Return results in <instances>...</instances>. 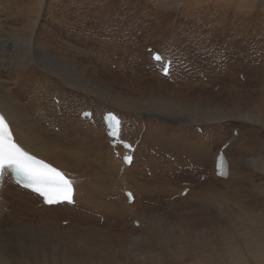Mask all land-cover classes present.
<instances>
[{"label":"bare ground","instance_id":"obj_1","mask_svg":"<svg viewBox=\"0 0 264 264\" xmlns=\"http://www.w3.org/2000/svg\"><path fill=\"white\" fill-rule=\"evenodd\" d=\"M65 1L0 0V109L8 119L10 134L21 145L51 162L73 180L76 202L74 205L68 203L45 205L40 196L15 185L9 176L3 175L0 181V264H104L101 259L92 256L94 253L89 255L90 253L84 249L71 251L75 245V241L71 238H75V232L79 234L82 233L81 230L87 229L84 226L92 220H100L97 221V225L101 229L116 219L118 221L112 223V226L118 231L117 245H128L124 243L130 242L133 247H121L122 257L117 254L114 261L111 259L107 264H174L173 261L178 259L182 260L180 264H264V202L260 211L246 209L238 214V218L243 222L257 225L250 228L247 224H241L245 228L242 231L238 230L252 233L251 239L256 238V243L250 242L248 246L243 243L241 246L238 244L241 240L232 236L229 245L227 243L226 246L218 245L208 257H198L192 262L183 261V257L177 255V252L174 253L172 247H169L172 232L168 230L165 222L163 223L164 219L158 213L164 209L160 199L168 192H171V200L167 205H176V202H189L194 199L198 203L210 195L228 196L225 190L222 192L221 187L229 188L236 179L246 182L250 176L246 168L254 169L255 172L260 171V176L263 177H260L259 185L264 189V113L258 112L257 106L247 107L248 101L243 103L238 101L237 107L227 111L216 105L202 106L201 102L207 97L203 93L208 87L207 83L200 79L201 73L207 74L205 75L207 78L221 82L222 89L226 91L224 93H228V96L234 91L238 96L240 95L239 90L235 89L237 84L231 79L233 75L225 73L226 69L221 75L209 68L212 75L208 67L196 64L192 78L196 79L197 85L193 91L186 75L190 70L185 63L181 69L184 87L179 85L181 81H177L181 78L178 75V64L181 61L178 63L177 43L183 44V42L170 34L181 26L185 28V21L176 18L178 14L208 26L209 23L213 25L217 21L213 10H221V2H225V5H233V9L235 7L238 14L239 11H244L252 15L259 6L264 9V0H151L159 12L172 18L169 24H165L164 19L158 16L160 30H153L148 37H145L146 49L150 46L154 47L172 60L170 68L172 83H168L159 72L151 77L148 73L137 71L134 62L125 64L123 60L120 61V69L124 65L121 71L107 68L110 65V54H103L100 50L94 51L83 45V42H87L83 33L84 40L75 43L76 37L81 34L76 30L77 28H74L73 20L69 19L70 11L67 12L64 7ZM96 1L88 4L92 5ZM81 5L78 9H82L85 3L82 2ZM132 5V0H123L121 4L128 7ZM173 8H177V11L180 9L178 14L177 11L175 13L170 11ZM15 13L24 15L23 25L18 16H14ZM161 22L166 26L161 27ZM232 22L234 23L233 18ZM20 43L27 46L26 54L19 53L17 46ZM260 47V50H264V46ZM130 55L134 58L138 57L137 52ZM148 56L155 70L156 63L151 59V53L144 55L143 58L148 59ZM248 62L238 63L237 67H242L246 71L243 76L247 78L246 84L250 85L253 78L257 74L260 76L261 72L259 73V70L252 74L254 68ZM118 73L122 74L121 79L124 80L122 88L110 85V78L112 81L119 79L116 78ZM142 79H145V82L156 80L155 85L150 86L147 83L150 91L148 90V94L146 91V95L143 96L139 95ZM104 81L108 84H104ZM238 85L243 87L245 84L239 81ZM127 89L134 92L131 93ZM55 97L59 99L58 103L55 102ZM194 99H196L195 105L187 107L188 101ZM100 104L108 106H103L101 110L98 108ZM84 109L94 111V123L81 118L80 114ZM108 109L119 114L123 120L122 135L137 146L130 166L125 165L121 157L115 156L114 149L109 145L110 138L103 123V114ZM242 117L246 119L247 126ZM226 120H235L245 124L246 127L239 129L240 131L238 130L234 135L235 125L231 122L226 123ZM197 126H201L203 131H197ZM207 130L209 134L211 133L210 136ZM253 132L257 135L249 136ZM232 136L233 141L225 150L230 168L220 177L215 174V159L219 149ZM256 146L257 153L248 156ZM182 150L191 158L189 161L193 162V165L187 166L193 168L192 170L181 167L184 164L181 163L178 152ZM237 151L241 153L236 155ZM169 158L171 160H168ZM159 163L165 165L162 167H165L167 175L172 174L176 169L183 170L177 172L179 175L186 173L192 178L200 172L201 174L197 181L189 179L188 184L176 188L187 178L157 180V175L163 172H160L163 168ZM242 165L245 169H242ZM141 166L148 169L139 168ZM143 169L147 170L146 175L142 173ZM148 170L153 173L148 175ZM202 176L206 177L203 183L199 181ZM250 180L252 182V179ZM218 184L221 186L219 187ZM242 184L240 186H244ZM186 185L191 189L183 198L182 192ZM128 189L134 193L133 203H128L125 196V191ZM203 192H206V197L201 195ZM173 196L177 198L173 199ZM211 198L212 201L213 198L215 199V197ZM204 210L206 211L207 208ZM219 210L229 213L231 218L235 215V211L226 208V205L221 206ZM101 217L105 218L103 227L100 226ZM231 218L228 223L235 230L234 226L238 228L236 226L238 224L232 226ZM136 220L139 221V225L135 223ZM63 221L68 223L62 225ZM37 223L50 228L47 230L32 228L23 234H11L16 228ZM214 229L217 240L222 235L225 236L223 233L226 230L221 221L218 226H214ZM68 236V242L64 245L62 241ZM163 246H167L168 252H165ZM223 247H225L224 253H222ZM173 254L177 256L172 257Z\"/></svg>","mask_w":264,"mask_h":264},{"label":"rangeland","instance_id":"obj_2","mask_svg":"<svg viewBox=\"0 0 264 264\" xmlns=\"http://www.w3.org/2000/svg\"><path fill=\"white\" fill-rule=\"evenodd\" d=\"M91 1H94V0H75V1L74 0H66L65 1L64 7L67 9V12L70 11L69 12L70 13L69 19L73 20L74 28L75 29L77 28L76 30H78V32L81 34L80 36L76 37L75 43L78 44V43L82 42L84 40L82 35L84 34L86 36L88 43L83 42V45H85V46L87 45L88 47H90L91 50H93V49H94V51L100 50L101 53H103V54L107 53V55H109V54L111 55L110 56V65L107 68L110 67L111 69L121 71V69H123L124 65L120 69V66H119L120 61L123 60V62L125 64L127 62H134L136 64V68L138 69L137 71H141L145 74L148 73L149 76L154 77L155 76L154 73H157V71H156L157 69L153 70V68L151 66V62L149 61L150 60L149 56H148V59L143 58L144 55H147L150 53L149 48L146 49L147 43H146L145 37H148L153 30L159 29L160 20H159L158 16L161 19H164L165 24H169V22H171L172 17L170 15H166L163 12H159L157 10V6L151 0H150L151 2L149 0H139V1H135V2H134V0H132L133 5L130 6L131 8L128 6H121V4H123V0H115V1L114 0H97L92 5L88 4V2H91ZM82 2L85 3V6L82 9H78L80 6H82L81 5ZM221 3H222V9L221 10H219V11L213 10L215 12L214 18L216 16L217 21L214 22L212 20L214 22L213 25H211V23H209L208 26L204 25L200 21L197 22L193 19H189L186 17L183 18L182 14H178L180 9H178V11H177V8H173L170 10L173 13H175L177 11L176 14H178V16H176V18L178 20L182 19L185 21V23H184L185 28H183L181 26L180 28L174 30L175 29V27H174V29H173L174 31L170 32V34L172 36H174V38H177L178 40L183 42V44L176 42L178 45V48H179V50L177 52L178 63L181 61L178 64V75L181 78V80L178 79L179 81H177V82L181 81L179 83V85L184 87V80H183L184 77L182 75L181 69L185 63L187 64L186 65L187 69L190 70V72H188L186 75L188 77L189 83L192 86L193 91L196 89L195 85H197L196 79L192 78L193 72L195 71V65L196 64H198V65L200 64L202 67H206V68L208 67L207 69L210 71V74H212L211 70H215L216 72H219L221 75H223L224 69H226L225 73H228L231 76L233 75L231 79H233V82L235 84H237L235 86V89L237 91L239 90L238 94H240V95L238 96L234 91V92H232L233 94L231 96H228V93H224L226 91L224 89H222L223 85L221 82H217V80H213L214 78L211 79L210 77H208L209 78V81H208V78L205 76L207 74L201 73L200 79L203 80L205 83H207L206 86L208 87V89L206 91H204V93H203V95L205 97L207 96L205 98L207 101L206 100L204 101V99H203V102H201V105L204 107H209L210 105H212V106L216 105L219 108L223 109L224 111H227L228 109L237 107L238 101L240 103L248 101L246 103L247 107L254 108L257 106L256 110L258 112L264 113V102H263V99H264V85H263L264 73H262V72H264V66L262 67V65L264 64V58H263L264 56H262V55H264V50H260L261 49L260 46H264V9H262L263 7L259 6L258 7L259 9H257L252 15H249L247 12L245 13L244 11H239L240 13L238 14V13H236L237 9L235 7L233 9V5H230V4L225 5V2H221ZM88 6H90V7H88ZM211 8L212 7H210V9ZM228 8H229V10H228ZM103 13H105V14H103ZM14 16H18L20 23L22 25L24 24L25 17L23 14L15 13ZM232 18L234 19V23L232 22ZM177 19H176V22L178 23ZM97 21H100V22H97ZM207 22H205V23H207ZM77 24H78V26H77ZM165 24L162 22L160 23L161 27H165L166 26ZM124 26H125V28H124ZM210 26L214 27L216 29L214 30V28H211ZM64 29H65V27H64ZM68 30H69V28H68ZM141 33H142V35H141ZM116 39H118V40H116ZM128 40H130V41H128ZM137 41H139V42H137ZM109 43H110V45H108ZM17 47L19 48L20 54H26L27 53V46L20 43ZM178 48H175V50ZM140 51H142V52H140ZM135 52L138 53V57H136V58H134L132 55H130L131 53H135ZM108 58H109V56H108ZM112 61H114L115 63H113ZM247 61H249L248 64H250V66H252L254 68L252 74H254L260 70L259 73L261 72V75H262V76L260 75L261 76L260 77V76H257V75H259V74H257L253 78V80H252L253 82L251 81L249 83L250 85H247L248 83L246 84V80H247L246 76H244V78L241 77L244 74H246V71L242 67H240V68H238L239 66L237 67L238 63H241V62L247 63ZM259 67H261V68H259ZM197 68H199V66ZM240 71H242V72L240 73V75H238V73ZM247 75H248V73H247ZM121 77H122V74L119 75V73H118V75H116V78L117 79L119 78L118 80L112 81V79L110 78V85H113V86H116L119 88L124 87V86H122V85H124V80H122ZM165 78L168 81V83L169 82L172 83V78H167V77H165ZM189 78H190V80H189ZM119 80H120V82H119ZM122 81H123V83H122ZM239 81L243 82L245 85L243 87L238 85ZM224 82H225V80H224ZM141 83H142V85H140V87H142V89L139 90L140 91L139 95L141 94L143 96V95H146V91H147V94H148V90L150 91V89H148L149 88L148 85H150V86L155 85L156 80H151V81L146 80V82H145V79H142L140 84ZM147 83H149V84L147 85ZM219 83H221V84H219ZM104 84H108V83L104 81ZM145 85H147V86L145 87ZM219 85L221 86V88ZM255 88H257V89H255ZM185 89H186V87H185ZM127 90L129 91V89H127ZM253 91H255V92H253ZM129 92L133 93L134 91L130 90ZM218 92H220V93H218ZM227 96H228V98H227ZM23 98H25V95H23ZM227 99L230 102H228ZM195 103H196V99H194L192 101H188L187 107H190L192 104L195 105ZM103 106L106 107L108 105L100 104V107H98V108L102 110L104 108ZM220 106H222V107H220ZM243 109H245V108L243 107ZM31 111H32V109H31ZM183 115L186 116V114L184 112H183ZM243 119H244V122L247 126L248 123H247L246 119L245 118H243ZM228 122H231L235 125L233 128L234 131H235V129L238 131L239 129L242 130L244 127H246L245 124H240L239 122H237L235 120H226V123H228ZM58 129L59 128L57 127L56 130H58ZM208 132H209V130H207V134L210 136L211 133L209 134ZM233 134L235 135V132H233ZM253 135L255 136L257 134L254 132L249 134V136H253ZM233 138L234 137L232 136L228 140V142L232 143ZM229 143H227V145ZM227 149H228V147H227ZM256 149L258 150L257 146L252 150V152L248 153V156H252V155L256 154L257 153ZM183 153H184L183 150L178 152V156L181 157L180 160L182 161V162L181 161L180 162L182 164H184V166H181V167L185 168V169L188 168V169L192 170L193 168L187 166V165H189V166L193 165L192 164L193 162L190 163V161H189V159L191 160V158H189V156L187 154H185V153L183 154ZM240 153H241L240 151H237L236 155H239ZM197 156L199 157L200 155H197ZM186 158H188V159H186ZM168 160H171V159L169 158ZM184 161L186 163H184ZM159 164L161 167L164 165L163 163H159ZM242 166H243L242 169H245V166L244 165H242ZM139 168H144V166H141ZM162 168H163V170H161L160 172H162V171L163 172L160 174H162L163 176H165V175L166 176L163 178V176L159 174L160 177H159V175H157V178H156L157 180L171 181L174 179L183 180V179L187 178L186 180H183L182 185H180V186L178 185V187H176V188H181V186L188 184L189 182H187V180H189V179H193V180L197 181L198 177H200L199 175L201 174V172H200L194 178H192L189 175H187L186 173L179 175L177 172L178 171L182 172L183 170H177V169L175 170L174 169L175 171H173L172 174L167 175V174H165L166 173L165 169H164L165 167H162ZM194 168H195V166H194ZM144 169H148V167L144 168ZM144 169L142 170V173L144 175H146L147 170H144ZM250 169L251 168H246L247 172L248 173L250 172L248 174L250 176H248V180L246 182L243 181V182H245V184L243 182H241L240 179H236V182L234 184L231 183V186H229V188L225 189V186L221 187L222 192L225 190L224 192L228 196L224 197V196H220V195H210L209 197L204 199V201H201V202L198 201V203H197V200L194 199V200L189 201V202L179 201V202H176V205H167L169 200H171V198H170L171 192H168L166 196H164L160 199L162 201L161 204L164 206V209L158 213L160 214V217H162L165 220V221L163 220V223L165 222L164 224L168 227V230L170 232H172V233L169 232L171 234V237H175V238L170 237L169 247H172V250L174 253L177 252V255H181L184 259L183 261L192 262L193 260H196L198 257H205V256L208 257V255H210V253H212L214 250H216L218 245L226 246L225 245L226 243L229 245V243L231 242L230 237H232V236L235 239L241 240V242H238V244L241 246H243V243H245V245L247 244V246H248V244H250V242L256 243V241H255L256 238L251 239L253 236L252 233L246 232L247 233L246 234L245 232H239V231H242L243 228H245V226H243V225L241 226V224H247L248 225L247 227L250 226V228H253L257 225L250 224L249 222H246V221L243 222L242 220H240L238 218V214L241 211H244L246 209L253 210L256 212L258 210L260 211L262 206H263V202H264V196H263L264 195V192H263L264 189H261L260 185H259L260 177L262 178L263 175L261 174L262 176H260V171L255 172L254 169H251V170ZM144 171L146 173H144ZM148 172H149L148 175L150 173H153L152 171H149V170H148ZM205 179H206V177L203 176L199 181H202V183H203V181ZM250 179H252V182ZM253 182H255V183H253ZM227 184H225V185H227ZM241 184L244 186H240ZM219 185L221 186V184H218V186ZM232 186H233V188H232ZM154 187H156V185ZM150 188H153V187H150ZM216 189H218V187H216ZM176 190H178V189H176ZM201 195L204 197L207 196L206 192H203ZM186 196L182 195L183 198H185ZM237 196H239V198ZM211 197H215V199L213 198L214 202L211 200L212 199ZM172 198L173 199L177 198V196H173ZM225 198H227V199H225ZM218 202H221V204ZM204 203H205V205H204ZM157 205H159L158 202H157ZM202 205H204V206H202ZM214 205H216V207ZM225 205H226V208H230L232 211H235L234 212L235 215L232 218L228 215L229 213H225V212H222L223 210H219V208L221 206H225ZM205 206H207V207H205ZM203 207H204V209L207 208V210L205 211L203 209ZM218 211H219V213H218ZM229 212H231V211H229ZM224 213H225V215H224ZM217 214H219V215H217ZM230 218H231L232 226L238 224V225H236V226H238V228L234 226L235 230L228 223V220ZM100 219H101V222H100L101 225L100 226L103 227L105 218L101 217ZM116 220L112 221V223H116L118 221V220L117 221ZM97 221L96 220L90 221L88 224H86L84 226L87 229L83 228L85 230H81L82 233H79V234H78V232H75L76 233V234H74L75 238L70 237L72 240L75 241L74 242V244H75L74 248H71V251L77 252L79 250L84 249L85 251L90 253L89 255L94 253L92 256H94V257L96 256V258L101 259L104 264H107L108 262H111V259L114 261L117 254H120L118 256L122 257L121 255L123 253L121 252V247H124V248L133 247L130 242L124 243V244H128V245H123V244L117 245V244H119L118 238H116V237H119L118 233H117L118 231L116 230L115 227L112 226V223L107 225V227L100 229L97 225ZM219 221L222 222L223 226L225 227L226 232L223 233V234H225V236L222 235L221 238L219 240H217L214 236V233H215L214 226H218ZM64 222H66V221H63L61 224L66 225V224H64ZM32 228H39V229L47 230L50 227L44 226V225H41L38 223L35 225L26 224V226L12 230L11 234L12 233L23 234L25 232H28ZM263 228H264V226H263ZM113 229H115V230H113ZM98 230H101V231H98ZM173 230H174V232H173ZM115 231H116V233H115ZM201 231H203V232H201ZM114 233L116 234V235H114L115 237L112 236ZM183 234L186 236L184 237ZM79 235L81 237H79ZM100 235H101V237H100ZM102 236H103V238H102ZM68 239H69V236L64 241H62V243L64 245H66L68 242L67 241ZM80 239H82L83 241H80ZM226 239H229L230 241L226 240ZM244 241H247V242H244ZM91 243L93 245H91ZM114 245H116V246H114ZM113 247H115V248H113ZM163 248L165 249V252H168L167 246H163ZM248 249H249V247H248ZM99 251H100V254H98ZM202 252H204V253H202ZM224 252H225V247H223L222 253H224ZM177 255L173 254L172 257H175ZM105 256H107V257H105ZM109 256H113V257L109 258ZM129 257L130 256L128 255L127 258H129ZM124 258H126V256ZM249 260L251 261V258ZM223 261L226 263V261L224 259H223ZM173 263L174 264H180V263H182V260H180V259L174 260Z\"/></svg>","mask_w":264,"mask_h":264},{"label":"snow or ice","instance_id":"obj_3","mask_svg":"<svg viewBox=\"0 0 264 264\" xmlns=\"http://www.w3.org/2000/svg\"><path fill=\"white\" fill-rule=\"evenodd\" d=\"M5 165L14 166L18 172L23 173L29 186L42 185L35 188V191L44 197L46 203H72V181L63 173L36 160L15 143L7 131L5 117L0 114V168Z\"/></svg>","mask_w":264,"mask_h":264}]
</instances>
